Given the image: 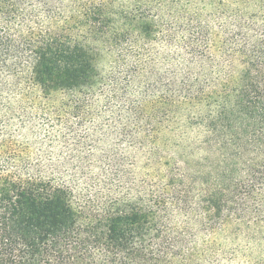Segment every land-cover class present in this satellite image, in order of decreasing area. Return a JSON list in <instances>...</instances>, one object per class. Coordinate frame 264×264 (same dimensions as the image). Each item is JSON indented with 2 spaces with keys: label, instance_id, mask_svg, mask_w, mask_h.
Listing matches in <instances>:
<instances>
[{
  "label": "trees",
  "instance_id": "trees-1",
  "mask_svg": "<svg viewBox=\"0 0 264 264\" xmlns=\"http://www.w3.org/2000/svg\"><path fill=\"white\" fill-rule=\"evenodd\" d=\"M259 234L249 264L264 0H0V264H234Z\"/></svg>",
  "mask_w": 264,
  "mask_h": 264
},
{
  "label": "rangeland",
  "instance_id": "rangeland-1",
  "mask_svg": "<svg viewBox=\"0 0 264 264\" xmlns=\"http://www.w3.org/2000/svg\"><path fill=\"white\" fill-rule=\"evenodd\" d=\"M39 11L42 12L43 10L40 9ZM240 247L243 248V249H241L243 255L241 256V258H238L236 260V262H234V264H249V261L251 258L246 257V254L251 252L252 255H250V256H252L253 258H256V256L261 255V234H259L257 239H255L254 243H252L248 246L249 247L248 249H244V247L242 245Z\"/></svg>",
  "mask_w": 264,
  "mask_h": 264
}]
</instances>
